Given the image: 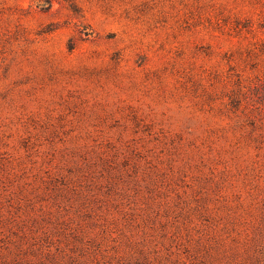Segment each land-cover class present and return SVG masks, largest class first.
<instances>
[{"label": "rangeland", "instance_id": "rangeland-1", "mask_svg": "<svg viewBox=\"0 0 264 264\" xmlns=\"http://www.w3.org/2000/svg\"><path fill=\"white\" fill-rule=\"evenodd\" d=\"M0 264H264V0H0Z\"/></svg>", "mask_w": 264, "mask_h": 264}]
</instances>
